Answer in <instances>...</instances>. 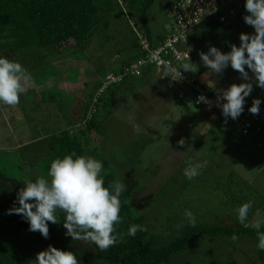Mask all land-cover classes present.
Masks as SVG:
<instances>
[{"label":"rangeland","instance_id":"1","mask_svg":"<svg viewBox=\"0 0 264 264\" xmlns=\"http://www.w3.org/2000/svg\"><path fill=\"white\" fill-rule=\"evenodd\" d=\"M168 3L155 0L147 11L148 27L153 33H166L168 30L169 22L163 13V7ZM243 6L242 0L231 1V6L224 10L230 32L193 51L191 60L198 69L194 76L207 89L217 91L227 89L233 83H252L253 91L245 98L244 108L249 106V109L254 99L261 100L256 116L261 127L260 137L264 139V97L251 71L246 68L252 78L250 81L242 80L230 65L222 74L215 75L203 66L199 56V52L207 53L212 46L227 53L231 50L230 44L239 46L241 33L254 34V28L243 20L248 13L245 11L236 16ZM127 30L121 20H111L106 32H101L88 47L72 52L71 57L50 60L30 72L33 82L28 92L20 96L19 104L2 107L0 156L3 161L12 162V169L18 177L37 176L34 167H27L19 160V147L63 130L70 136L77 135L81 127L74 124L75 115L94 92L97 82L107 72L118 71L126 59L122 55L114 56L113 47H117L119 41L124 46L128 45ZM106 33L113 36V41L103 43L101 38ZM148 81V76H142L118 87L114 108L103 122L106 132L95 150L96 156L86 152V146L83 155L104 162L102 175L112 173L116 180L129 177L138 182L140 189L130 199V209L144 217V223L150 230L161 235L165 234L168 216H175V220L170 222L171 227L189 224L184 215L186 210L193 213L196 224H235L234 219H238L235 209L239 206H233V200L252 201V208L256 207L260 215L257 216V212L250 215L246 223L254 228L253 223L259 220L264 226V209L261 206L264 200V148H256L248 138L240 140L234 129L226 134L229 128L219 126L218 116L212 107L209 109L206 104L199 108L179 105L171 94L162 92L157 83L152 87ZM98 107L96 112L100 117L102 105ZM245 115L249 117L252 114L248 111ZM229 127L232 128L231 125ZM80 138L86 140L89 136L84 134ZM181 138L186 141L184 147L177 145ZM25 153L32 157L34 147H29ZM188 159L208 161L202 174L192 180L183 174ZM236 181L242 188L238 199L231 192ZM228 192L230 196H227ZM172 264L261 263L257 260L252 240L248 238L233 242L230 238L198 237L173 259Z\"/></svg>","mask_w":264,"mask_h":264},{"label":"trees","instance_id":"2","mask_svg":"<svg viewBox=\"0 0 264 264\" xmlns=\"http://www.w3.org/2000/svg\"><path fill=\"white\" fill-rule=\"evenodd\" d=\"M154 1L0 0V57L21 63L30 73L50 60L71 57L72 52L76 53L88 47L95 37L100 36L101 32H106L111 20L118 22L119 19L125 23V29H128L129 43L124 46L123 42H117V47H113L115 50L113 55L126 57L122 65L131 64L146 53L140 44L141 41L146 42L149 49H152L164 38L165 33H153L148 27L147 11ZM166 1L171 3L177 0ZM242 1L245 4L246 0ZM245 11L243 6L236 16L244 14ZM229 32V24L222 26L214 16L208 18L200 23L197 32L190 39L192 49L193 51L202 49ZM112 37L106 33L103 34L101 40L105 43ZM188 73L192 74V77L195 75L192 72ZM127 80L130 79L123 78L120 83L110 85L105 89L95 103L97 111L99 104L102 105V116L97 117L95 110L83 128L78 130L77 135L70 136L66 130H63L56 135L46 136L18 148L21 163L26 164L27 167H34L37 176L18 177L12 169L14 167L12 162L3 161L0 156V264H34L36 254L46 250L49 245L60 250L73 251L79 264H172L173 259L188 249L191 242L198 237L231 239L233 234H236L239 239L245 237L252 240L257 260L264 264V251L257 248V229L241 225L237 218L234 219L235 224L232 225L205 223L196 224L195 227L190 224L171 227L170 222L175 220V216L172 215L167 217L164 235L150 230L144 223V217L133 213L130 209L129 201L140 186L136 180L129 177L119 179L126 186V190L120 196L121 223L115 226L116 231L126 233L129 226L133 224L144 225L148 231H138L135 237L125 235L123 242H118L107 251L102 252L95 244L72 240L70 236H66V229L63 227L64 215L59 211L56 214L58 223L49 222V238L47 239L39 232H30L29 224L22 216L7 214L8 209L14 205L19 206L16 196L18 191L25 186V182L27 180L34 182L41 176L47 178L50 164L54 159L63 158L73 152L83 155L84 146H86V152L90 151L93 156H96L95 150L106 132L103 122L114 108L115 91ZM98 85L97 82L94 89ZM202 87L209 95L217 93L215 90L207 89L204 85ZM258 90L263 93L264 97V89L258 86ZM91 95L88 96V101L84 103L81 111L75 115L74 124H80L84 118ZM175 102L179 105H186L183 101ZM248 107L244 108L237 120L248 117L245 115L248 113ZM227 128L229 131H226V134L229 135L234 128ZM79 134L82 136L87 134L89 138L83 140ZM260 136L261 131L258 139L264 140ZM238 138L243 139L239 136ZM248 139L256 145L255 139ZM29 147H34L32 157L25 153ZM101 162L104 166V162ZM103 178L105 187L116 181L112 173L103 175ZM240 184L236 181L231 186L232 195L237 199L242 194V191L239 192L242 189ZM170 188L171 186L166 188L163 194H166ZM230 195L231 193L228 192L227 196ZM233 203V206H240L243 200L241 202L233 200ZM256 212L257 208H252L248 218ZM259 231L264 232V226H261Z\"/></svg>","mask_w":264,"mask_h":264},{"label":"clouds","instance_id":"3","mask_svg":"<svg viewBox=\"0 0 264 264\" xmlns=\"http://www.w3.org/2000/svg\"><path fill=\"white\" fill-rule=\"evenodd\" d=\"M244 8L248 15H245L243 20L245 24L254 28V34L241 33L239 46L230 44L231 50L227 53L212 46L207 53L199 52V56L203 66L215 75L222 74L230 65L240 74L242 80L250 81L252 78L249 77L247 68L251 71L255 83L264 89V0H246ZM190 45L192 48L191 43ZM194 52L192 49L188 61L182 63L179 69L168 68L167 76L175 81L182 79V71L195 73L198 70L197 65L195 64L194 67L191 60ZM110 72L116 70L107 73ZM195 79L197 80L196 77ZM32 82L31 74L21 63L0 57V110L2 107L17 106L20 96L28 92ZM252 91L251 82L233 83L227 89H217L215 105L222 109L225 123L229 117L236 120L242 114L245 98ZM200 102L206 104L209 109L213 105V101L203 95L197 99V103ZM260 104V99H254L248 111L258 115ZM185 143L184 138L177 141L179 147H184ZM185 163L183 174L189 180L201 175L202 170L208 165L207 160L198 162L188 159ZM103 171L102 162L90 156L77 155L73 152L63 158H56L50 164L47 178L41 176L34 182L32 180L25 182V186L16 196L19 206L14 205L7 210V214L22 216L28 222L30 232H39L47 239L49 222L58 223L56 214L59 211L64 215L63 227L66 229V236H70L72 240L95 244L102 252L118 242H123L125 235L135 237L138 231L147 232L146 226L138 224L129 226L126 233L116 231L115 226L121 223L120 196L126 190V186L116 180L105 187ZM252 207L253 202L249 201L235 209L239 223L245 227H248L246 221ZM184 215L189 224L195 227L196 220L193 213L186 210ZM256 215H260L259 211ZM252 226L257 229V248L264 251V232L259 231L260 221H255ZM238 239L236 234L231 237L233 242ZM34 264H79V261L73 251L60 250L49 245L46 250L36 254Z\"/></svg>","mask_w":264,"mask_h":264},{"label":"built area","instance_id":"4","mask_svg":"<svg viewBox=\"0 0 264 264\" xmlns=\"http://www.w3.org/2000/svg\"><path fill=\"white\" fill-rule=\"evenodd\" d=\"M231 1L177 0L164 5L163 13L169 22V27L163 40L152 49H149L146 42L141 41L140 44L146 51L142 57L131 64L122 65L116 72L105 74L92 93L85 116L78 125L83 128L96 110L95 103L108 86L120 83L123 78H139L144 75V72L152 71L156 79L163 85L164 90L171 94L175 101H183L186 105L200 107L205 104L197 103V99L200 95L205 96L208 100L213 101L212 108L218 116L221 127L231 125L240 138H253L257 142L256 148L264 147V140L258 139L261 129L256 115L252 114L242 120H232L229 117L225 123L222 109L215 105L217 93L209 95L201 83L188 72L182 71V79L175 81L167 76L169 75L168 68L179 69L182 63L188 61V55L190 57L192 53L190 37L197 31L201 22L214 16L220 24L227 25L224 10L229 8ZM174 78L179 79V77Z\"/></svg>","mask_w":264,"mask_h":264},{"label":"crops","instance_id":"5","mask_svg":"<svg viewBox=\"0 0 264 264\" xmlns=\"http://www.w3.org/2000/svg\"><path fill=\"white\" fill-rule=\"evenodd\" d=\"M166 32H167V31H166ZM120 66H121V65H120ZM114 70H115V69H114ZM152 75H153L152 72H146V73L143 75V77H144V76H148V78H149L150 81H148L147 83H148L149 86L154 87V85L157 83V84H158L157 87L160 86L161 91L164 92V89H163L162 85L159 84V82L156 80V78H155L154 76H152ZM130 80H135V79H130ZM127 81H128V80H127ZM155 86H156V85H155ZM261 206H262V209H264V200L261 202Z\"/></svg>","mask_w":264,"mask_h":264}]
</instances>
